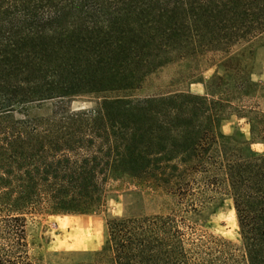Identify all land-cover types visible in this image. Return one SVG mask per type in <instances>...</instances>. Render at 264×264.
Returning <instances> with one entry per match:
<instances>
[{"label": "trees", "instance_id": "obj_1", "mask_svg": "<svg viewBox=\"0 0 264 264\" xmlns=\"http://www.w3.org/2000/svg\"><path fill=\"white\" fill-rule=\"evenodd\" d=\"M257 41L264 46V0H0V264H41L27 216L91 212L107 181L123 175L163 187L185 213L133 214L126 202L125 213L105 218L92 264H264V153L232 147L244 135L222 133L227 103L130 94L174 58L240 46V65ZM101 93L113 95L96 108L67 105ZM48 100L49 113H28ZM222 183L240 260L227 241L197 236L186 222Z\"/></svg>", "mask_w": 264, "mask_h": 264}, {"label": "rangeland", "instance_id": "obj_2", "mask_svg": "<svg viewBox=\"0 0 264 264\" xmlns=\"http://www.w3.org/2000/svg\"><path fill=\"white\" fill-rule=\"evenodd\" d=\"M254 45L252 57L246 52V62L235 64L241 58L240 46L229 52L205 51L182 58H174L148 73L141 86L130 92L134 98L186 93L205 96L227 103L221 121V131L233 135L239 130L243 138L235 136L231 145L243 154L264 153V46ZM233 60V61H231ZM242 87V89H241ZM101 93L72 98L67 105L72 110L96 108ZM55 101L48 100L29 107L28 113H49ZM229 105V106H228ZM244 140L243 144L238 141ZM204 173L193 177L203 185ZM196 186V185H193ZM192 186V187H193ZM129 192L134 194L130 195ZM177 196L157 187L151 181L135 180L127 175L109 179L105 185L101 207L88 213L34 212L27 216L26 231L32 254L41 264H92L96 253L104 246V224L108 216L125 213V203L131 201L129 213L167 214L182 206ZM196 212L185 214L186 222L194 226L197 236L213 235L227 241L229 249L242 259V239L233 199L225 183L203 192Z\"/></svg>", "mask_w": 264, "mask_h": 264}]
</instances>
